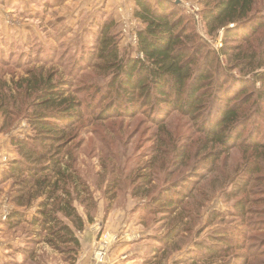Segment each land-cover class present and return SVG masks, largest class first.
<instances>
[{"label":"rangeland","instance_id":"374dc122","mask_svg":"<svg viewBox=\"0 0 264 264\" xmlns=\"http://www.w3.org/2000/svg\"><path fill=\"white\" fill-rule=\"evenodd\" d=\"M170 1L190 17V26L196 33L192 44L200 42L205 49L214 52L209 70L215 76L217 67L220 69L215 78L221 77L218 98L223 100L231 84L224 85V76L241 74L235 68V64L241 62L240 57L236 60L238 50L247 48L250 55L264 59V25L257 29L249 43L243 41V35L238 32L233 38L226 37L224 29L208 34L201 18L204 6L200 0ZM258 2L260 15L249 20L251 24L258 19L264 21V0ZM134 9V0H0V103L3 102L0 180L7 163L20 155L11 146V138L34 134L29 123L34 95L28 97L23 78L30 73L51 74L59 87L68 88L71 93L84 83L106 82L107 78H98V71L85 63L87 58L91 59L88 51L97 33L96 25L113 20L120 53L136 57V34L141 23ZM243 31L248 33L245 28ZM236 44H240V49ZM252 75L248 73L247 77ZM67 81L71 86L66 85ZM259 85L257 82L256 87ZM76 94L92 108L86 109L83 121L74 127L76 137L66 150L73 157L75 169L95 201L96 209L92 221L77 232L80 248L71 263L264 264L262 152L250 146L230 148L215 143L206 146L205 136L197 131L196 121L179 112L169 113L157 123L140 107L133 116L125 113L99 121L94 116L98 111L95 102L99 94L91 96L84 91ZM258 104L263 106L262 101ZM257 122L264 131V117H259ZM254 137L260 138L258 131ZM188 151L189 160L184 161ZM205 157L210 160L206 161ZM201 164L209 165L210 171ZM148 178L150 184L141 186ZM194 183L195 192L184 201L182 211L176 207L163 217L160 212L149 214L142 207L153 196L166 193L168 189L186 194L183 186L189 190ZM237 183H246L244 189L238 188ZM137 185L141 193L136 196ZM13 186L11 180L0 183V264H71L46 244L34 241L30 226L20 224L16 229L5 228L3 220L15 209L11 197ZM236 189L237 194L233 196L226 193ZM145 190L150 193L144 198ZM239 198L247 199L242 213L234 205ZM75 206L84 216L83 207L77 203ZM110 216L114 226L108 225ZM232 229L242 243L240 249L217 254L208 262L198 258L207 252L205 245L213 235ZM86 232H90L91 237L84 246ZM168 234L172 240H168ZM100 247L104 248V258L98 263ZM25 251L28 256L33 255L27 261Z\"/></svg>","mask_w":264,"mask_h":264},{"label":"trees","instance_id":"16d2710c","mask_svg":"<svg viewBox=\"0 0 264 264\" xmlns=\"http://www.w3.org/2000/svg\"><path fill=\"white\" fill-rule=\"evenodd\" d=\"M200 2L204 6L201 18L208 34L224 29L225 36L233 38L238 32L243 35V41L249 43L257 29L264 25L260 19L254 21L257 24L248 22L260 15L258 0ZM134 3V15L141 23L136 34V57L120 53L113 20L96 25L97 33L92 49L88 51L91 59L87 58L85 63L98 71V78H107L106 82L84 83L71 93L68 88L59 87V82L55 83L51 74L30 73L23 78L28 97L34 95L29 116L34 134L10 140L20 155L7 163L1 175L0 183L11 180L14 184L11 197L15 209L3 220L4 226L8 230L16 229L20 224L30 226L34 241L60 253L68 263L76 260L80 248L77 232L92 221L96 209L95 201L75 169L73 157L66 150L76 137L74 127L83 121L86 109L92 108L91 104L77 98L76 93L99 94L95 102L98 111L94 114L99 121L125 113L133 116L140 107L157 123L169 113L179 112L196 121L197 131L205 136L206 146L212 143L230 148L250 146L262 152L264 162V131L257 122L259 117H264V59L250 55L247 48L238 50L235 56L236 60L240 57L241 62L235 64V68L241 74L234 76L229 72L231 74L224 76V85L231 84L227 91L225 89L222 100L218 98L221 77L215 78L220 69L217 67L215 76L209 70L214 52L205 49L200 42L192 44L196 33L190 26V17L170 0H156L154 3L134 0ZM244 28L248 30L247 34ZM239 45L236 44L238 49ZM248 73H253L252 77H247ZM257 82L259 87H256ZM66 85L71 86L68 81ZM213 91L216 94H212ZM259 101L263 106L257 105ZM2 105L3 102L0 110ZM257 131L260 138L256 139L254 133ZM185 154L184 161H187L189 151ZM201 165L210 171L209 165ZM194 174L201 176L198 172ZM148 184L150 178L144 179L141 186ZM245 184L237 183L241 190ZM195 185L189 190L183 186L186 194L168 189L166 193L153 196L142 207L149 214L160 212L163 217L176 207L182 211L184 201L195 192ZM135 190L134 195L141 193L139 185ZM145 191L144 198L150 193ZM237 191L226 193L233 196ZM246 202L247 199L239 198L234 205L242 213ZM75 203L83 207L85 217L78 212ZM169 232L172 235L174 231ZM220 233L211 237L212 240L205 245L207 252L199 255V259L208 262L217 254L241 248L242 243L234 236L237 234L233 229ZM170 235L168 240L173 239ZM27 253L25 251L26 261L33 256Z\"/></svg>","mask_w":264,"mask_h":264},{"label":"crops","instance_id":"0c3cea01","mask_svg":"<svg viewBox=\"0 0 264 264\" xmlns=\"http://www.w3.org/2000/svg\"><path fill=\"white\" fill-rule=\"evenodd\" d=\"M108 220H109V221H107V222H108V225H110V226H114V225H115V222L113 221V217H112V216L108 217ZM106 225H107V224H106ZM108 225H107V226H108ZM108 228H109V227H108ZM89 237H91L90 232H89V233L86 232V234L84 235V241H83V243H82L84 246L87 245V242H88ZM120 252H121V251H120ZM119 254H120V253H119ZM118 256H119V255H118ZM116 259H118V257H117Z\"/></svg>","mask_w":264,"mask_h":264},{"label":"built area","instance_id":"2783aa9c","mask_svg":"<svg viewBox=\"0 0 264 264\" xmlns=\"http://www.w3.org/2000/svg\"><path fill=\"white\" fill-rule=\"evenodd\" d=\"M104 248L103 247H100V253L98 254V263H101L103 261V258H104Z\"/></svg>","mask_w":264,"mask_h":264}]
</instances>
